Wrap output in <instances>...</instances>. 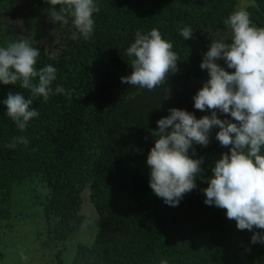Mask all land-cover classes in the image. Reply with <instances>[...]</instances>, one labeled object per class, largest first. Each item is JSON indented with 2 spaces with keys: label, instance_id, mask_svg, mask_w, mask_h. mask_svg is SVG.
Listing matches in <instances>:
<instances>
[{
  "label": "trees",
  "instance_id": "obj_1",
  "mask_svg": "<svg viewBox=\"0 0 264 264\" xmlns=\"http://www.w3.org/2000/svg\"><path fill=\"white\" fill-rule=\"evenodd\" d=\"M251 1L245 11L255 26L264 27V0ZM95 3L99 12L93 15L89 38L73 39L76 30L69 16L67 23H56L54 39L31 43L40 51L37 70L54 66L52 88L62 86L66 94L51 95L47 101L33 98L31 107L39 116L23 132L6 115L3 101L10 91L25 98L30 91L19 82L0 84V220L13 216L18 185L39 180L49 189L42 204L49 219H58L57 239L68 240L82 229L85 194L97 213L95 242L80 245L73 264H243L257 255L255 264H264V243L249 241L264 230H238L226 210L204 203L202 190L208 187L211 170L222 153L229 152L216 139L218 128L211 130L207 147L194 144L189 150L191 158H204L203 171L196 177L197 187L176 207L154 195L146 162L155 143L151 132L158 130L157 121L169 115V109L185 110L197 119L211 115L196 110L194 102L185 103L180 90L207 73L200 68L203 55L219 40L217 34L229 30L225 20L237 11L239 0ZM40 4L50 5L45 0ZM184 27L192 29L191 39L180 35ZM153 28L173 45L178 71L170 72L164 85L152 91L140 88L131 96L135 86L121 82L132 72L126 50L138 31L147 34ZM19 136L28 140L26 146L6 147Z\"/></svg>",
  "mask_w": 264,
  "mask_h": 264
},
{
  "label": "clouds",
  "instance_id": "obj_2",
  "mask_svg": "<svg viewBox=\"0 0 264 264\" xmlns=\"http://www.w3.org/2000/svg\"><path fill=\"white\" fill-rule=\"evenodd\" d=\"M52 7V22L67 23L71 17L75 28L73 39H87L93 33L94 13L99 12L95 0H45ZM57 6L59 9L57 10ZM231 31V43L214 40L203 55L200 68L207 70L209 79L193 97L194 108L210 111L199 119L185 110L171 108L169 115L157 121L152 131L154 147L147 155L150 169L149 187L166 205L176 207L185 194L196 187V177L203 169V157L193 159L189 150L193 145L207 147L209 134L218 128L216 139L229 152L222 153L203 189L204 203L226 210V216L236 222L238 230H264V27H257L247 11H234L225 20ZM180 35L191 39L193 31L184 27ZM173 45L153 28L147 34L139 31L126 50L131 59L132 72L121 82L149 91L166 83L169 73L177 69L178 55ZM38 48L28 38L6 42L0 46V84L16 85L30 91V97L9 92L3 101L6 115L23 132L29 122L39 116L32 106L33 98L47 101L51 95L66 94L62 86L53 90L57 70L48 64L36 68ZM223 60L229 72L217 61ZM35 81V82H34ZM217 113L230 116L220 119ZM234 121V122H233ZM28 144L23 137H13L6 147ZM194 154V153H193ZM251 243H264V235L253 233ZM21 259L27 256L21 252ZM160 264H167L161 260Z\"/></svg>",
  "mask_w": 264,
  "mask_h": 264
},
{
  "label": "rangeland",
  "instance_id": "obj_3",
  "mask_svg": "<svg viewBox=\"0 0 264 264\" xmlns=\"http://www.w3.org/2000/svg\"><path fill=\"white\" fill-rule=\"evenodd\" d=\"M251 3V0H239L237 11H245ZM51 7L42 6L40 0H0V46H6L9 41H18L21 37L35 43L58 36L55 27L56 23H61L50 20ZM217 38L231 43L230 29L217 34ZM217 63L227 69L223 60ZM208 79L206 73L184 85L180 90L184 102H194L193 97ZM139 90V86L133 87L130 95L134 96ZM48 195L49 189L39 180L18 185L12 196L13 216L0 220V264H73L80 245H93L99 223L87 194L84 196V225L65 241L56 237L57 217L49 219L45 214L42 203ZM21 252L27 256V260L21 259ZM258 258L257 255L256 260ZM256 260L247 258L243 264H255Z\"/></svg>",
  "mask_w": 264,
  "mask_h": 264
}]
</instances>
